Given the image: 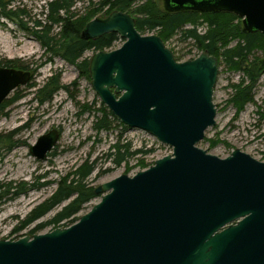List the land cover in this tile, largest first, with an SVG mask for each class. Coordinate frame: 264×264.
Segmentation results:
<instances>
[{
  "label": "water",
  "instance_id": "95a60500",
  "mask_svg": "<svg viewBox=\"0 0 264 264\" xmlns=\"http://www.w3.org/2000/svg\"><path fill=\"white\" fill-rule=\"evenodd\" d=\"M176 9L231 13L264 35V0H168ZM116 34L121 47L89 62L101 104L125 127L150 134L171 155L94 188L99 201L66 228L0 241V264H264V163L234 150L197 148L215 124L217 60L177 62L156 35L114 11L87 23L83 39ZM32 74L0 67V105ZM60 138L41 135L29 154L45 162Z\"/></svg>",
  "mask_w": 264,
  "mask_h": 264
},
{
  "label": "rangeland",
  "instance_id": "374dc122",
  "mask_svg": "<svg viewBox=\"0 0 264 264\" xmlns=\"http://www.w3.org/2000/svg\"><path fill=\"white\" fill-rule=\"evenodd\" d=\"M47 1L21 0L15 4L23 5L32 19L41 20ZM99 1L88 0L87 4L92 2L94 6H97ZM154 1L159 8H164L163 0ZM137 3L140 5L144 1L133 3L131 8L134 9ZM87 4L78 1L75 12L83 14ZM105 12L106 8L92 20L107 18ZM125 14L130 16L128 12ZM205 30L204 25L199 26L198 34H203ZM123 43L124 40L119 38L113 48L104 51L115 50ZM163 44L171 51L174 59H178L177 62L193 60L201 54L194 47L193 42L181 41L180 34ZM235 44L236 41L230 42V47ZM93 54L85 52L83 58L90 59ZM255 54L256 57H261L263 52ZM11 60H19L29 65L27 71L32 74L31 82L36 86L18 88L6 99H10L15 94L19 95V100L5 110L7 115L0 117V137L17 131L16 134L10 135L11 143L0 145V185L24 183L44 184V186L29 191L13 201L0 204V241H16L25 236H32L30 230L52 218L65 203L43 218L29 225L24 224L31 212L42 205L55 191L57 181L83 163L94 164V171L88 182L96 188L121 175L131 177L151 167L156 160L171 155V148L160 144L150 134L138 129L127 127L124 129L123 124L111 117L108 120L114 128L96 133L93 124L97 118L101 117V114L97 112L101 102L90 82L78 80L75 68L60 59L46 63V56L36 41L18 31L11 23L1 19L0 67ZM55 73L60 74L61 84L69 87L70 94L60 90L53 95L50 102L38 104L37 89ZM241 79V73L230 72L223 65L219 67L212 94V102L216 109L215 124L205 131L204 139L197 148L220 159H225L234 150H238L264 163V117L261 118V113L258 112L260 109H257L264 102V76L261 77L254 91V103L246 105L239 114H236V110L227 102L233 92L232 86L238 85ZM74 81H77L76 87L71 86ZM82 106L90 107L89 111L82 113V109L85 108ZM53 129L60 133L58 144L52 151L54 156H48L45 162H38L29 154V147L34 145L41 135ZM117 141L121 145L129 143L132 150L152 149L153 151L146 156L130 159L127 164L115 167L107 154L110 152V146ZM8 146L12 147L10 151L5 149ZM99 199L97 196L87 204L78 217L85 214ZM50 231H52L51 228H46L37 234Z\"/></svg>",
  "mask_w": 264,
  "mask_h": 264
},
{
  "label": "trees",
  "instance_id": "16d2710c",
  "mask_svg": "<svg viewBox=\"0 0 264 264\" xmlns=\"http://www.w3.org/2000/svg\"><path fill=\"white\" fill-rule=\"evenodd\" d=\"M21 0H0V20L4 19L14 25L18 31L36 41L43 54L46 56V63L54 59H60L66 64L75 68L78 80L83 79L90 82L89 58H83L85 52L96 53L113 48L119 40L116 34L109 33L95 39H83L82 32L90 20L106 8L108 16L113 11L126 13L134 19L135 29L141 35L154 34L163 43L180 34L181 41H191L199 53H206L217 60L218 69L222 65L230 72L242 74L238 85H233V92L227 104L239 114L248 104L254 103V91L258 82L264 76V35L260 33H249L243 29L241 18L231 13H201L192 9H176L169 5L168 0H163L164 8H159L154 0H100L97 6L88 0H48L45 4L43 19H32L26 8L15 4ZM78 1L87 4L83 14L75 12V5ZM136 7L131 8L135 2ZM235 22V23H234ZM205 26L203 34H198V27ZM190 27V28H188ZM236 44L230 47V42ZM263 52L261 57L255 53ZM176 61L178 59L175 58ZM5 68H14L27 71L28 64L19 60H11ZM34 71V70H33ZM32 81V78H31ZM30 81L27 88H34L36 85ZM77 81L71 86L76 87ZM60 90L69 92L68 86H63L60 81V74L50 76L43 86L37 89L36 99L42 105L50 102L54 94ZM19 100L15 94L0 105V117L6 116L5 110ZM85 107V106H82ZM90 107L82 109V113L89 111ZM261 118L264 117V102L258 106ZM262 110V111H261ZM97 112L101 114L93 124L96 133L110 131L114 127L108 120L109 117L116 119L102 104ZM124 129H127L124 127ZM17 131L11 132L8 136L0 137V145L11 143V136ZM11 146L5 147L10 151ZM153 150H132L129 143L121 145L118 141L110 146L107 154L115 167L127 164L130 159L138 156H146ZM48 156H54L51 152ZM94 171V164L85 162L70 174H66L56 183V189L51 196L33 210L30 217L24 223L29 225L33 221L43 218L55 208L63 205L61 209L49 220L38 224L30 234L34 235L46 228H66L78 220V214L86 205L97 196L94 194V187L88 182ZM44 184L13 185L7 183L0 185V204L13 201L27 192L39 189Z\"/></svg>",
  "mask_w": 264,
  "mask_h": 264
}]
</instances>
